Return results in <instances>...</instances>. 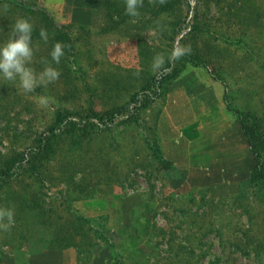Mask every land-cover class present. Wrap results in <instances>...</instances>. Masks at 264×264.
<instances>
[{"label":"rangeland","instance_id":"rangeland-1","mask_svg":"<svg viewBox=\"0 0 264 264\" xmlns=\"http://www.w3.org/2000/svg\"><path fill=\"white\" fill-rule=\"evenodd\" d=\"M17 1L45 9L65 27L69 39L61 41L69 48L60 79L47 89L26 95L0 79V171L23 165L0 189V206L15 208V223L0 228V264L83 263L74 248L38 250L39 225L51 232L78 227L75 241L94 252L87 264H112L108 244L116 252V243L121 264H132L136 250L149 264H264V200L251 190L245 195L244 185L257 159L238 123L241 116L256 125L264 149V0H162L143 3L137 17L124 4L106 14L109 0ZM6 13L0 12V40L15 18H29L39 44L35 66L42 67L51 49L38 35L43 21ZM189 45L195 66L167 60L179 76L137 122L119 121L92 140L71 138L67 126L49 159L29 153L56 115L124 105L159 71L151 70L156 52ZM45 92L58 103L40 107L35 95ZM153 134L176 157L178 171H155L147 147ZM24 198L29 210L42 207L50 225H41L35 211L23 212Z\"/></svg>","mask_w":264,"mask_h":264},{"label":"trees","instance_id":"trees-1","mask_svg":"<svg viewBox=\"0 0 264 264\" xmlns=\"http://www.w3.org/2000/svg\"><path fill=\"white\" fill-rule=\"evenodd\" d=\"M162 0H151V2L147 3L146 0H143L145 7L149 8L152 5L158 6L157 3H161ZM122 4H124V0H109L106 2V14H113L117 11H123ZM6 11L8 15L13 17L17 13H23L20 15H39L40 19L43 21L45 29L48 30L49 33V44L52 48V45L55 41L62 39H69V35L66 31V28L58 25L54 19H52L47 11L43 8L37 7L35 5L26 6V4L17 1V0H0V12ZM151 12L154 14L156 11L152 8ZM37 30H34L36 33ZM39 35V31H38ZM35 38V37H34ZM69 48V46H67ZM181 62V68L189 66H195L192 59L189 55H184L179 58ZM179 76V68L174 67L171 61H167V64L164 67L153 74L146 83L141 87L139 92L133 94L128 102L124 105L115 108L112 111H107L103 113H97L92 109H89L82 115H75L73 113H59L56 115L55 121L53 125L46 129L36 140L35 147L29 149V153L32 155H38L36 159L37 161L44 160L50 158V154L54 152V141L56 138L62 135L63 128L69 127L67 130L68 136L71 138L87 136V139H96L103 131L111 129L113 126L117 125L119 121L124 120L125 122H137L138 116L144 108H147L155 99L159 98L165 93L167 87ZM238 123L240 124V129L243 137L246 140V143L249 147V151L253 155L255 159H257V163L255 167L252 169L249 178L246 180V193L250 192L256 194L260 197L261 201L264 200V150L262 147V142L260 141V136L255 130L256 125H247L246 120L241 116L238 117ZM62 132V133H61ZM153 142L147 144L148 150L150 151L149 156L152 159V162L157 164L158 167L155 168V171L165 173L167 170L178 171L177 167L169 160H167L162 151L160 150L159 145L157 144L155 135L153 134ZM78 140L77 138H75ZM75 143H78L74 141ZM81 143V142H79ZM260 148V149H259ZM262 148V149H261ZM263 159V160H262ZM36 161V162H37ZM28 163V161H27ZM33 164V161L32 163ZM22 161H19L17 167H15L18 171L22 168ZM30 168L31 165L29 166ZM15 169H7L6 171H0V189H2L5 185L8 184L10 178L16 176L19 172ZM167 174V173H165ZM243 186V185H242ZM240 190V197L244 196V192ZM26 196H30V192L27 193ZM30 204V205H29ZM27 204V199L24 198V201L20 203L21 208L24 209L23 212L35 211V216L41 222V225H50L47 222L50 220L49 217H44L46 215L45 211L41 209L40 206H35L33 210H29L31 207V201ZM35 209V210H34ZM181 212V211H179ZM72 215L77 219V221H89L86 218ZM78 228V227H77ZM76 228V229H77ZM76 229H70L68 227L63 228L60 227L56 232H51V229L45 228V226L37 228L34 239L37 243L38 250L42 249H52L57 247V244H60L62 248H74L76 253L80 255V257L84 254L85 258L88 260L92 255V250L82 247L75 241ZM79 229V228H78ZM82 237L88 238V234L82 231ZM97 239L104 240L103 237H96ZM119 239H122V236H118ZM122 241V240H121ZM107 243V241H106ZM92 244L89 243L90 247ZM113 244H108L110 251L113 253V261L112 264H121L119 261L121 256L119 255L120 251L117 248L118 245L116 243V252H114ZM131 258L132 264H149L148 262H144L141 253L136 250L132 251ZM86 259L81 261L82 264H87Z\"/></svg>","mask_w":264,"mask_h":264},{"label":"clouds","instance_id":"clouds-1","mask_svg":"<svg viewBox=\"0 0 264 264\" xmlns=\"http://www.w3.org/2000/svg\"><path fill=\"white\" fill-rule=\"evenodd\" d=\"M142 5L143 0H124V11L131 17H137L140 15ZM33 31L31 20L19 16L15 18L12 24L8 38L0 40V79L17 84L26 95L35 94L38 88L47 89L50 84L60 79L61 69L58 66L62 57L65 56V48L67 47L62 41H55L48 56L40 58L42 67L37 68L35 55L39 44L33 40ZM39 38L47 43L49 40L48 30L41 28ZM190 51L189 45L174 47L167 55L163 52H156L152 57L151 70H161L167 60L179 59ZM35 100L42 108H50L58 103L55 96L46 92L35 95ZM14 223L15 208L0 206V228L9 229Z\"/></svg>","mask_w":264,"mask_h":264},{"label":"crops","instance_id":"crops-1","mask_svg":"<svg viewBox=\"0 0 264 264\" xmlns=\"http://www.w3.org/2000/svg\"><path fill=\"white\" fill-rule=\"evenodd\" d=\"M160 144H161V143H160ZM164 149H165V148H164L163 144H161V145H160V150L162 151L164 157H165L167 160L171 161L173 164H176L177 166H179V163H178V160H176V157L170 155L169 153H165V152H164V151H165Z\"/></svg>","mask_w":264,"mask_h":264}]
</instances>
